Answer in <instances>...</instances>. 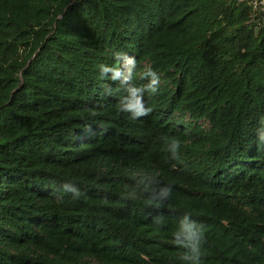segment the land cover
<instances>
[{
	"label": "trees",
	"instance_id": "trees-1",
	"mask_svg": "<svg viewBox=\"0 0 264 264\" xmlns=\"http://www.w3.org/2000/svg\"><path fill=\"white\" fill-rule=\"evenodd\" d=\"M117 52L135 85L159 75L150 114L122 112L101 77ZM262 120L247 0H0V264H182L184 215L205 227L203 264H264ZM137 169L171 185L160 207L122 198Z\"/></svg>",
	"mask_w": 264,
	"mask_h": 264
},
{
	"label": "clouds",
	"instance_id": "clouds-1",
	"mask_svg": "<svg viewBox=\"0 0 264 264\" xmlns=\"http://www.w3.org/2000/svg\"><path fill=\"white\" fill-rule=\"evenodd\" d=\"M117 62L113 65L101 64L99 66L102 78H107L113 82H119L120 87L126 95L122 96L119 101V107L122 112H128L133 118H139L151 113L152 108L146 105L145 93L156 94L160 87V77L150 67L144 68L141 76L148 82L144 85L137 86L133 81L134 73L131 69H136V60L134 57L127 56L124 53H114ZM125 67H121V62ZM130 66V67H128ZM125 72L127 74H125ZM105 91L111 93V88L106 87ZM257 138L264 143V120L261 126L256 130ZM167 151L170 158L177 163H183L180 156L181 141L176 138L166 140ZM130 176L131 184H126L122 190L123 199H143L150 206L160 207L172 193L171 185H162L156 176L144 170H134ZM61 191L71 193L74 197L79 198L81 192L78 187L71 182H64L61 185ZM107 202L106 197L104 198ZM157 218V223H160ZM173 245L179 249L178 259L182 264H203L205 256V227L197 221L191 219L190 215H184L178 222L176 230L173 232Z\"/></svg>",
	"mask_w": 264,
	"mask_h": 264
},
{
	"label": "built area",
	"instance_id": "built-area-1",
	"mask_svg": "<svg viewBox=\"0 0 264 264\" xmlns=\"http://www.w3.org/2000/svg\"><path fill=\"white\" fill-rule=\"evenodd\" d=\"M251 9L264 16V0H247Z\"/></svg>",
	"mask_w": 264,
	"mask_h": 264
}]
</instances>
